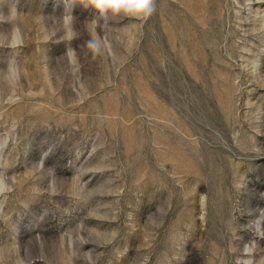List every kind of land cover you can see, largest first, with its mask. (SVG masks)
<instances>
[{
    "label": "rangeland",
    "instance_id": "1",
    "mask_svg": "<svg viewBox=\"0 0 264 264\" xmlns=\"http://www.w3.org/2000/svg\"><path fill=\"white\" fill-rule=\"evenodd\" d=\"M93 17L0 0V264H264V0Z\"/></svg>",
    "mask_w": 264,
    "mask_h": 264
},
{
    "label": "clouds",
    "instance_id": "2",
    "mask_svg": "<svg viewBox=\"0 0 264 264\" xmlns=\"http://www.w3.org/2000/svg\"><path fill=\"white\" fill-rule=\"evenodd\" d=\"M79 3L83 8L94 10L93 19L96 21L110 22L118 18L143 20L152 15L155 10V0H69L70 5ZM14 35L15 44L11 37ZM91 47L98 51L99 45L89 41ZM23 45V35L19 27H15L10 33H0V46L20 47ZM8 81H17L21 78V68L12 62L11 66L2 74ZM8 185L3 177H0V192L5 191ZM258 238H264V231L257 232ZM258 247L256 240L245 243L241 249V256L235 264H256L255 253Z\"/></svg>",
    "mask_w": 264,
    "mask_h": 264
}]
</instances>
